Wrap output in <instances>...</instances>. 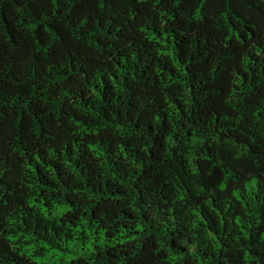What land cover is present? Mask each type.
I'll return each mask as SVG.
<instances>
[{"label":"trees","instance_id":"obj_1","mask_svg":"<svg viewBox=\"0 0 264 264\" xmlns=\"http://www.w3.org/2000/svg\"><path fill=\"white\" fill-rule=\"evenodd\" d=\"M0 264H264V0H0Z\"/></svg>","mask_w":264,"mask_h":264}]
</instances>
